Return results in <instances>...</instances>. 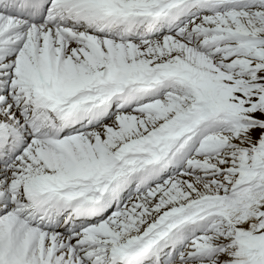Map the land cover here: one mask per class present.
Returning a JSON list of instances; mask_svg holds the SVG:
<instances>
[{
  "label": "snow or ice",
  "instance_id": "snow-or-ice-1",
  "mask_svg": "<svg viewBox=\"0 0 264 264\" xmlns=\"http://www.w3.org/2000/svg\"><path fill=\"white\" fill-rule=\"evenodd\" d=\"M0 264H264V0H0Z\"/></svg>",
  "mask_w": 264,
  "mask_h": 264
}]
</instances>
